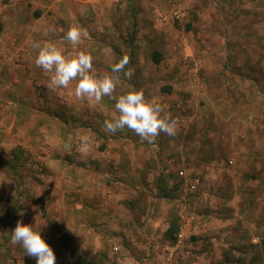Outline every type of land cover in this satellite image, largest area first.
I'll use <instances>...</instances> for the list:
<instances>
[{"label":"rangeland","instance_id":"374dc122","mask_svg":"<svg viewBox=\"0 0 264 264\" xmlns=\"http://www.w3.org/2000/svg\"><path fill=\"white\" fill-rule=\"evenodd\" d=\"M45 1L47 38L69 57L90 52L97 76L128 63L99 102L45 71L33 84L38 49L26 56L16 22L37 8L17 0L4 20L0 0V73L14 69L0 103L19 104L15 121L0 106V264H36L10 242L18 221L55 264H264V0ZM73 26L88 32L76 47ZM129 90L165 105L176 134L107 132Z\"/></svg>","mask_w":264,"mask_h":264},{"label":"clouds","instance_id":"9594fccd","mask_svg":"<svg viewBox=\"0 0 264 264\" xmlns=\"http://www.w3.org/2000/svg\"><path fill=\"white\" fill-rule=\"evenodd\" d=\"M88 32L79 27H70L64 39L73 47L86 39ZM38 49L35 65L46 73H50V88H68L72 81H76L74 95L78 99H95L99 102L102 97H112L117 84L119 73L128 63L127 57L122 58L111 67V73L97 76L93 70V56L90 52L79 51L69 57L62 48L48 42L43 46L35 44ZM124 76L130 77L131 70L124 71ZM165 105L145 98L143 90H129L120 95L114 108L118 113L114 119L105 120L104 128L109 133H115L125 128L133 131L143 141L151 144L160 133L169 136L176 134L175 118L165 113ZM81 145L82 151H87L86 142ZM10 242L19 244L24 253L36 258V264H55L56 257L52 248L41 237L40 229L25 225L18 221L11 231Z\"/></svg>","mask_w":264,"mask_h":264},{"label":"crops","instance_id":"0c3cea01","mask_svg":"<svg viewBox=\"0 0 264 264\" xmlns=\"http://www.w3.org/2000/svg\"><path fill=\"white\" fill-rule=\"evenodd\" d=\"M8 1H9V4L6 3L2 7V9L4 11H6L7 14H8L5 17L3 16L4 17L3 18L4 20H8V18L11 17V16H12V18H10V20L13 19L14 18V13H15L14 11L17 9V7L18 8L20 7V4L16 2L17 0H8ZM23 1L24 2H28V1L31 2V4H33V6H35L34 8H37L36 9L37 12H36L35 16L34 15L29 16V18L27 19V22H23V21L16 22L17 29L24 30V33H25V44H23V46L26 45V46L29 47V50H30L29 52L30 53H28L26 56L27 57L30 56V58H31L32 56L35 55V51L34 50H37V48L34 47L35 44H40L42 46L44 43H47L48 41L50 42V38H47V36L51 34L52 30H50V29L48 30L47 29V27L49 26V24L47 23V25H46V22L47 21L45 20V18H46L45 16H46L47 10H48L47 2L45 0H23ZM52 5H50V6H52ZM21 49H22V47H21ZM79 51H83V50L80 49V50H78V52ZM15 53L17 54V52H15ZM22 54L23 53H18L16 56H19L20 58H22ZM14 56L15 55H13V57ZM36 56L33 59H31V60H34L33 63H32L31 60H29V62L31 63V65H30L31 67L30 68H31L32 71H30V72H31V75H33V81H34L33 84L35 83L36 79H38V75L43 72V70L41 68H38L35 65ZM9 66H12V65H9ZM12 67H8L7 68L8 71L3 72V73H0V74H3L4 75V73H5V74L11 76L10 75V72H13L14 71V69H11ZM26 72L27 71L24 70L20 74L25 76V73ZM1 101L2 102L0 103V106L9 108L10 109L9 115L10 116L11 115L13 116V119L11 121H15L16 120V118H15V115H16V107L19 105L18 104V101H13L11 99H7V100L2 99ZM32 102L35 103L36 100H33ZM36 105H37V103L34 104V106H36ZM34 116H35L34 114L30 115V117H29L30 121H33ZM113 155H114L115 160H118V156L117 157L115 156V155H117V153H114ZM120 161H121V159L119 160V162ZM102 192H105L104 191V188L102 189ZM115 196L118 197L119 195H115ZM113 197H114V195H113Z\"/></svg>","mask_w":264,"mask_h":264},{"label":"built area","instance_id":"2783aa9c","mask_svg":"<svg viewBox=\"0 0 264 264\" xmlns=\"http://www.w3.org/2000/svg\"><path fill=\"white\" fill-rule=\"evenodd\" d=\"M3 58H4V55H3V52H2V50H1V48H0V64H1L2 61L4 60ZM14 61H18V58L15 57V58H14ZM193 186H194V185H193ZM193 186H192V187H193ZM114 250H116V248H114Z\"/></svg>","mask_w":264,"mask_h":264}]
</instances>
